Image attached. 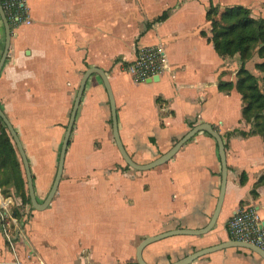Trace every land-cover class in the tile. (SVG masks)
<instances>
[{"label": "crops", "instance_id": "0c3cea01", "mask_svg": "<svg viewBox=\"0 0 264 264\" xmlns=\"http://www.w3.org/2000/svg\"><path fill=\"white\" fill-rule=\"evenodd\" d=\"M26 2L32 23L12 34L0 74V104L20 135L32 173L35 166L44 165L52 174L57 144L64 138L83 74L100 67L115 95L121 139L136 162L153 161L202 122L211 123L227 144V190L215 228L203 236L175 235L148 245L143 252L148 263L169 264L181 259L177 258L181 253L230 239L227 224L239 207L252 206L264 219V182L259 183L264 175V136L240 132L255 129L244 118L243 98L236 88L242 64L238 56H223L215 49L207 19L212 4L220 9L238 4L139 0L125 9L122 2L121 13L135 9L137 25L135 19L112 13L117 0ZM241 5L264 18V0ZM165 11L167 19L156 21ZM116 26L135 38L127 47L117 48ZM4 42L0 18V57ZM157 44L165 50L168 68L155 75L156 80L136 82L127 65L137 57L140 45ZM246 67L253 72L247 63ZM221 82L234 87L221 89ZM34 181L36 187L35 177ZM44 181L47 186L50 176ZM220 184L218 144L204 131L161 166L147 171L127 166L113 136L106 87L93 74L78 109L58 192L47 209H32L30 223L18 218L22 225L27 223L29 234L25 239L23 230V236L15 237V250L0 223V264H139L136 249L146 237L204 227L215 209ZM3 200L13 203L0 191ZM194 263L264 264V260L248 249L231 247Z\"/></svg>", "mask_w": 264, "mask_h": 264}, {"label": "water", "instance_id": "95a60500", "mask_svg": "<svg viewBox=\"0 0 264 264\" xmlns=\"http://www.w3.org/2000/svg\"><path fill=\"white\" fill-rule=\"evenodd\" d=\"M0 18H1L2 23H3L4 34H5L4 49H3L2 55L0 57V74H1V71H2V69L5 65V62L8 58V55H9L11 42H12V34H13L9 20L6 16L4 9H3L1 1H0ZM93 74H98L104 82V85L106 87V90H107V93L109 96L110 106H111L113 136H114L116 145L118 147V150H119L121 156L123 157L124 161L127 163V165H129L133 169H136L139 171H147V170H151L153 168H156L158 166H161V165L169 162L171 159H173V157L178 153V151L190 139H192L195 135H197L199 132H202V131L210 134L217 141V144H218V151H219V156H220V160H221V184H220V191H219L217 203H216L215 209L213 211V214H212L209 222L202 228H194V229H192V228H177V229L167 230V231H164L162 233L146 237L137 246L136 258H137V261L139 264H150L145 260V258L143 256L144 249L148 245H150L154 242H157L159 240L165 239L167 237L175 236V235L203 236V235L208 234L209 232H211L215 228V226L219 220V216H220L223 204H224L225 194H226V190H227L229 169H228V161H227L226 143L224 141V138L220 134V132L217 129H215V127L211 123L202 122V123H199V124L193 126L191 129H189V131H187L182 137H180L167 152H165L162 155H160L159 157L155 158L153 161H151L149 163H145V164H141V163L136 162L131 157V155L128 153V151L125 148L123 141L121 139V135H120V131H119V121H118V113H117V105H116V101H115V95H114V92H113V89L111 86L110 79L107 75V72L100 67H90L85 71V73L83 74V77L81 79L80 86L78 89V93H77L76 99L74 101L72 111H71V114L69 117V121H68V124L66 127V131L64 134V138L62 141V146H61L60 153H59V161H58L56 175H55L53 184L51 186V189H50L47 197L42 202H40L38 197H37L35 181H34V177H33V173H32V168H31V164H30L27 152L25 150L24 144L20 138V135H19L16 127L13 125V123L11 122L8 115L5 113L4 109L2 108V106L0 104V116L3 119V121L6 123L8 129H9V132H10L11 136L13 137L14 142L17 145L21 159L23 161V165H24V169H25V173H26V178H27V183H28L29 196H30V200H31V203H32V206L34 209H36V210L47 209L50 206V204L52 203L56 193L58 192V189H59V186H60L63 174H64L66 156H67L68 147L70 144L71 135L73 132V127H74V124L76 121L78 109H79V106L81 103V99H82L84 90L86 88V84H87L90 76H92ZM156 79L157 78H153V80H156ZM149 80L152 81V79H149ZM263 225H264V223H263ZM231 247L248 249V250L258 254L264 260V249H262L261 247L255 245V244L240 241V240L228 239L226 241H222V242L214 244V245H210L207 247L200 248L196 251H193L192 253L187 254L186 256L182 257L181 259L174 261V262H171L169 264H192L195 261H197L199 258H201L207 254H210V253H213V252H216L219 250L231 248Z\"/></svg>", "mask_w": 264, "mask_h": 264}, {"label": "trees", "instance_id": "16d2710c", "mask_svg": "<svg viewBox=\"0 0 264 264\" xmlns=\"http://www.w3.org/2000/svg\"><path fill=\"white\" fill-rule=\"evenodd\" d=\"M167 17L168 11H165L156 21H163ZM207 19L211 24V39L215 49L223 56H238L242 64L237 73L236 88L243 98L244 118L247 122H251L255 129L252 128L249 132H240L244 136L258 133L264 136V83L261 84L259 76L246 67V63L255 54L264 59V18L255 17L249 7L241 4L227 6L224 9L212 4L207 10ZM255 67L264 73V60L256 62ZM261 80L264 82V77ZM233 87L234 84L231 82L220 83L221 89ZM23 167L17 145L0 116L1 193L5 198L12 197L13 194L21 198L20 195H22L23 203L30 204L31 208L34 209L29 190H21L22 185L27 183L24 181ZM262 182H264V175L259 180V183ZM12 187L15 189V193L11 192ZM255 192L253 190V194ZM13 214L18 218L21 217L17 208L13 209ZM196 250L198 249L194 251Z\"/></svg>", "mask_w": 264, "mask_h": 264}, {"label": "built area", "instance_id": "2783aa9c", "mask_svg": "<svg viewBox=\"0 0 264 264\" xmlns=\"http://www.w3.org/2000/svg\"><path fill=\"white\" fill-rule=\"evenodd\" d=\"M9 20L12 32L23 25L32 23L29 6L26 0H0ZM169 66L164 48L160 45H140L137 57L126 67L127 72L136 82H144L155 75H161ZM9 202H0V223L7 242L15 250V237L23 236V229L18 228L13 234V226L19 219L8 210ZM264 219L252 206L239 207L227 224L230 239L255 244L264 249ZM195 264V263H192Z\"/></svg>", "mask_w": 264, "mask_h": 264}, {"label": "rangeland", "instance_id": "374dc122", "mask_svg": "<svg viewBox=\"0 0 264 264\" xmlns=\"http://www.w3.org/2000/svg\"><path fill=\"white\" fill-rule=\"evenodd\" d=\"M138 1L139 0H117V7L114 9L113 8V10H112V13L114 14V12L116 11V12H118V14L120 15H123V17L125 18V19H127L128 18V21H132L131 19H135L136 20V24L137 25H139L140 23H139V19H140V17H137V15H136V13H134L133 11L135 10H132L133 8H131L130 10V12H128V14H123V13H121V4H122V2H124L125 3V9L126 8H128V6H131L133 3H138ZM231 2H233V4H246V0H230ZM263 11H264V9H263ZM133 14H135V15H133ZM201 16V14H199V17ZM118 20H120V19H118ZM145 23V22H144ZM120 25V23H119V21H118V26ZM116 30H117V34H118V36H117V39H115V40H117V48H119V47H127L128 45H129V42L133 39L132 37H128L127 36V32H125V31H121L117 26H116V28H115ZM141 33V32H140ZM140 33H138L137 35H139L138 36V38L140 37ZM135 39V38H134ZM133 39V40H134ZM123 45V46H122ZM255 58V59H254ZM254 59V60H253ZM251 60L252 61H254V62H251ZM251 60H249L248 62H247V64H248V66L251 68V70H253V73L255 72L256 73V75L257 76H259V78H260V83L262 84V83H264L261 79L264 77V73H261L259 70H257L256 69V67H255V63L256 62H260V61H263L264 59H262V58H260L259 57V55L258 54H255L254 55V57L251 59ZM264 113V112H263ZM67 119H69V117L67 118ZM68 123V122H67ZM66 123V124H67ZM60 141L62 142L63 141V139L61 138L60 139ZM61 142H59L58 144H57V149H56V160H55V163H54V167H53V171H52V174L50 175V173H48V171H49V167H47V166H35V173H34V177H35V179H37V181H36V192L38 191L39 192V194H40V197H39V199H40V201L42 202V201H44L45 200V198L47 197V195H48V192L50 191V189H51V186H52V184H53V181H54V178H55V175H56V171H57V166H58V159H59V153H60V148H61ZM23 174H24V181H27V178H26V173H25V171H24V167H23ZM33 171V170H32ZM133 171H139V170H136V169H133ZM50 176V181L48 182V185L46 186V182L44 181V179L45 178H47V177H49ZM28 189V185H27V183H26V185H25V183L22 185V188H21V190H27ZM43 189V190H42ZM11 192L12 193H15V189L12 187L11 189ZM0 191H1V188H0ZM21 196V198H23L22 197V195H20ZM12 197H14V198H12ZM12 197H10L12 200H13V203H10L9 202V204H8V206H9V209H10V211H11V213L13 214V209L14 208H17L18 209V213H20V215H21V219L23 220V221H25V222H27V223H30V220H31V216H32V208H31V205L30 204H25V203H23V201H22V199L20 198V197H18V196H15L14 194L12 195ZM8 198V197H7ZM5 202H7V200L5 201ZM13 216H14V214H13ZM15 217H17V216H15ZM18 218V217H17ZM22 222L21 221H18L17 222V225H16V229L15 230H17V228H20L21 229V226L23 227V230H24V232H25V239H26V236H28L27 235V233L29 232L28 231V225H27V223H25L26 225H22L21 224ZM13 231H14V229H12ZM12 231V232H13ZM16 233H14V235H15ZM29 234V233H28ZM23 243H24V241H23ZM31 248L34 250V253H36L35 252V246H34V244L33 243H31ZM33 250H32V252H33ZM195 250V249H194ZM193 250V251H194ZM190 252H192V251H190ZM26 257L29 259V260H33L32 259V256H30L31 254H29V253H27L26 252ZM187 255V253L185 252V253H181L177 258L179 259V258H182V257H184V256H186Z\"/></svg>", "mask_w": 264, "mask_h": 264}]
</instances>
